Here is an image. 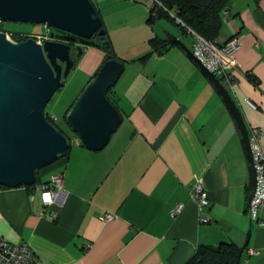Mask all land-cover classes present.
I'll return each instance as SVG.
<instances>
[{
  "label": "crops",
  "instance_id": "1",
  "mask_svg": "<svg viewBox=\"0 0 264 264\" xmlns=\"http://www.w3.org/2000/svg\"><path fill=\"white\" fill-rule=\"evenodd\" d=\"M116 1L115 10L128 12L123 20L140 33L136 48L128 38L120 48L107 30L123 61L111 87L121 122L102 149L88 150L71 137L67 155L38 169L33 186L0 188V238L26 244L40 264H183L197 245L221 242L242 249L240 264H264V227L246 212L250 178L235 125L209 82L169 42L172 35L190 51L192 34L164 17L147 22L149 3ZM226 11L214 40L234 36L239 43L235 86L226 90L247 133L262 132L264 154V0H228ZM152 37L168 47L137 60ZM81 51L65 81L73 95L103 61L93 46ZM57 172L62 187L43 207L37 185ZM196 179L207 196L200 209L190 196ZM175 205L180 211L172 215Z\"/></svg>",
  "mask_w": 264,
  "mask_h": 264
},
{
  "label": "water",
  "instance_id": "2",
  "mask_svg": "<svg viewBox=\"0 0 264 264\" xmlns=\"http://www.w3.org/2000/svg\"><path fill=\"white\" fill-rule=\"evenodd\" d=\"M0 22L43 24L47 30L24 40L14 41L0 31V186L33 185L35 172L65 156L69 138L47 118L44 109L64 85L67 75L81 54V47L45 38L50 28L81 39L105 33L90 0H0ZM169 42L184 53L209 82L228 112L239 136L250 178L251 197L254 173L248 133L242 116L219 80L176 37ZM115 58L104 60L74 97L64 122L86 149L98 151L121 122L106 93L122 72ZM234 264L239 263L240 253Z\"/></svg>",
  "mask_w": 264,
  "mask_h": 264
},
{
  "label": "built area",
  "instance_id": "3",
  "mask_svg": "<svg viewBox=\"0 0 264 264\" xmlns=\"http://www.w3.org/2000/svg\"><path fill=\"white\" fill-rule=\"evenodd\" d=\"M155 0H149L148 6ZM226 10L222 11L221 20L227 17ZM6 37L11 39L9 32H4ZM193 41L191 44V54L200 64L211 72L225 89H232L235 86V51L239 47L236 37L230 36L224 42L215 40H205L202 37L191 33ZM44 38L37 35L36 38ZM46 38V37H45ZM258 129L251 130L248 134V145L252 160L254 173V189L246 204V212L250 221L256 226L264 227V220L259 217V211L264 208V154L258 144L257 138L261 135ZM78 144V140H74ZM62 187V173L57 172L37 185L40 201L43 207H48L53 203L57 191ZM191 198L196 201L198 209L207 204V196L201 181L196 179L191 185ZM180 211V205H175L171 211L174 215ZM109 215L105 214L101 219L108 220ZM249 253H255L249 250ZM0 264H40L33 252L24 243L9 244L0 238ZM240 264V263H238Z\"/></svg>",
  "mask_w": 264,
  "mask_h": 264
},
{
  "label": "trees",
  "instance_id": "4",
  "mask_svg": "<svg viewBox=\"0 0 264 264\" xmlns=\"http://www.w3.org/2000/svg\"><path fill=\"white\" fill-rule=\"evenodd\" d=\"M227 2L228 0H155V2L147 8V22H152L157 17H164L169 19L171 22L177 24L182 29L188 30L190 33H194L205 40L211 41L214 40L217 36L218 29L221 24V13L223 10H226ZM95 10L97 15L99 16L96 8ZM100 28L104 29L102 21ZM0 31L5 32L1 27V22ZM58 32L59 33L55 35H51L50 33L48 37H50L51 40H59L66 43H71L73 45L80 46L81 48L85 46H93L103 53V61L109 58H115L116 60L123 63V61L116 57V55L114 54L111 47V42L107 36L106 31L102 36L94 34L89 39H81L64 32ZM9 33L11 39L14 41L24 40L29 36H33V34L27 33ZM147 43L150 49L149 52L140 56L139 58H137V60H144L152 52L161 54L166 50L169 45L167 40L158 39L157 37L150 38ZM76 59L77 58H75V60ZM246 78L252 81L251 75L249 73H246ZM106 97L109 102L113 104L117 109L115 100L111 96V89L107 91ZM66 111L63 114V119ZM45 115L46 118L61 133L65 134V132L58 128L59 126L53 122V120L48 116L46 112ZM67 136L69 138V151L71 144L73 143L72 138L74 139V137L76 138V136L73 133L72 136ZM78 145L82 146L80 143H78ZM68 151L66 152L65 156L67 155ZM0 188L5 187L0 186ZM239 251V248L228 242H221L217 245L200 244L197 245L191 257H189V259H187L183 264H234Z\"/></svg>",
  "mask_w": 264,
  "mask_h": 264
},
{
  "label": "rangeland",
  "instance_id": "5",
  "mask_svg": "<svg viewBox=\"0 0 264 264\" xmlns=\"http://www.w3.org/2000/svg\"><path fill=\"white\" fill-rule=\"evenodd\" d=\"M90 1L94 5L93 0ZM128 1H132V0H128ZM142 1L145 2L146 4L149 3V0H142ZM98 2L99 3H97L95 0L96 4L94 6L96 7L98 6L97 8H99L103 13L104 15L103 24H105L106 27L105 31L107 32L108 30L111 39L114 40L117 46L120 45V48L122 47L125 48V46L128 43L126 39L128 38L129 42L131 43L134 42L132 47L136 48L137 45L140 43L139 40L140 33L136 31L134 21H132L131 19L127 21L123 20L127 18L128 12L116 11L117 10V8H115L117 6L116 0H114L113 2L109 0H98ZM1 27L5 32L7 31L14 33H27L33 35L45 34L47 30L46 26L43 24H31V23H21V22H1ZM122 32H125L126 35L121 36L119 33ZM50 33L51 35H55L58 34L59 32L53 28H50ZM115 34H119V39H116ZM163 34L164 36H166L165 33ZM83 85L84 83L82 84V86ZM77 93L73 95L74 87L70 88V86H67V84L65 83L61 87V89L54 94L53 98L48 102V104L44 109L45 112L50 110L53 112V114L56 117L53 122L58 126L61 125L64 132L66 134H69L70 136H72V133L68 130L64 122L63 113H64V109L67 108L70 105V103L73 101V99H71V96H76Z\"/></svg>",
  "mask_w": 264,
  "mask_h": 264
},
{
  "label": "flooded vegetation",
  "instance_id": "6",
  "mask_svg": "<svg viewBox=\"0 0 264 264\" xmlns=\"http://www.w3.org/2000/svg\"><path fill=\"white\" fill-rule=\"evenodd\" d=\"M45 37H48V36H45ZM48 38H50V37H48Z\"/></svg>",
  "mask_w": 264,
  "mask_h": 264
},
{
  "label": "bare ground",
  "instance_id": "7",
  "mask_svg": "<svg viewBox=\"0 0 264 264\" xmlns=\"http://www.w3.org/2000/svg\"><path fill=\"white\" fill-rule=\"evenodd\" d=\"M47 38V37H46Z\"/></svg>",
  "mask_w": 264,
  "mask_h": 264
}]
</instances>
